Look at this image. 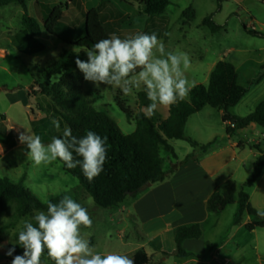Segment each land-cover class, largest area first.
<instances>
[{"label": "rangeland", "instance_id": "374dc122", "mask_svg": "<svg viewBox=\"0 0 264 264\" xmlns=\"http://www.w3.org/2000/svg\"><path fill=\"white\" fill-rule=\"evenodd\" d=\"M21 1H12L0 7V48L7 51L0 57V86L18 87L11 91H0V117L5 115L8 118V126H12L13 129L12 142L16 145L2 158L0 178L7 177L15 182H21L42 202H47L51 197L58 195H71L75 201L87 208L93 224L91 228H82L81 232L90 240L94 250L101 255L108 253L127 255L134 260V264H235V259L226 262L224 257L209 262L207 257L202 262L194 261V257L191 256L178 257L174 254L175 244L170 227L148 223L147 227L152 231L146 236L140 227L142 222L136 220L133 214H126L123 207L129 200L132 201L138 196L127 197L115 207L102 208L83 191L74 176L62 170L57 160L40 166L33 164L31 158L26 155L28 151L26 146L18 141V132L25 131V127L39 135L44 144H48L60 130L53 121L59 126L60 123L48 118L45 111L37 110L35 98L27 96V90L31 82L40 76L39 69L56 59L67 45L42 30L36 37L42 49L32 54L25 53L22 49L30 45V42L22 26V15L26 11L40 23L43 9L34 0ZM109 1L120 3L118 0H73L68 3V8L63 13V20L58 25V32L67 36L68 31L65 27L74 28L83 23L86 7H93L98 2L107 6ZM38 2L54 6L65 3L66 0H38ZM120 5L129 9L130 14L129 19L126 16L117 18V20L122 19L120 28L115 33L117 36L125 38L136 33H156L164 42L167 51L187 53L191 66L186 70L185 75L195 84H207L208 74L217 61L223 60L232 64L236 69L240 85L246 86L252 80L255 81L247 97L249 101L247 107L241 104L239 107L244 108L240 111H247L264 99V73L261 70L264 63V0H224L220 7L217 0H169V5L162 15L151 17L141 12L140 16L133 15V10L141 9L135 0H121ZM188 7L194 10L192 20L182 16V12ZM208 15H212L213 21L220 25L221 28L217 32H211L202 24L203 18ZM253 31L259 35L253 34ZM11 40H14L13 44ZM80 74L83 77L81 72ZM259 76L261 78L257 80ZM82 90L88 94L92 105L97 110L106 112L123 134H129L134 130V119L126 117L114 97L119 94V99L123 101L125 107L136 113L144 108L138 100V93L143 89H134L131 94L124 95L114 85L101 84L97 87L83 78ZM167 111L168 108L158 107L155 114L163 117ZM257 128L261 130L260 126ZM184 132L199 144H205L210 136L225 133V127L218 110L206 106L188 118ZM260 141L263 145L264 139L260 138ZM169 143L178 158L183 157L185 150L190 152L193 150L182 140H169ZM159 153L164 158V165L168 160L166 156L170 160L173 159L162 147ZM195 156L198 159L202 153L197 150ZM247 189L246 187L245 190ZM38 211L41 210L31 211L28 215L19 218L13 215V207H10L9 212L1 217L0 243L5 247L0 249V264H11L12 257L4 253L15 243L13 234L22 227V221L30 220ZM226 219L228 218L225 216L219 233L213 234L206 226L201 241L206 244L210 239L216 242L217 238L226 234L225 237L229 236L231 232L224 230L228 223ZM244 237L245 235L242 234L238 236L241 242ZM222 241H219V244ZM245 242L247 244L241 245V251L252 250V236ZM143 244L145 247H142ZM158 246L162 247L160 252L157 251ZM20 254L22 252L17 249L13 253V255ZM240 263L257 264L253 252L245 261L241 258ZM41 264H47L46 260L41 258Z\"/></svg>", "mask_w": 264, "mask_h": 264}, {"label": "trees", "instance_id": "16d2710c", "mask_svg": "<svg viewBox=\"0 0 264 264\" xmlns=\"http://www.w3.org/2000/svg\"><path fill=\"white\" fill-rule=\"evenodd\" d=\"M12 1L21 0H0V7ZM72 1L66 0L65 3L50 6L34 0L43 9L40 23L29 16L26 11L22 15V26L24 32L29 36L28 41L30 42V45L24 46L25 48L22 49L25 53L32 54L42 49V45L36 39L42 30L67 45V48L56 59L39 69L40 76L29 85L27 96L35 98L37 110L45 111L48 118L60 123V130L56 137H62L64 128L69 127L73 135L77 137H81L91 130L101 137L107 138L108 155L103 166L104 170L91 182L85 178L79 167L68 169L63 162L57 159L62 170L78 180L83 191L92 198L97 206L115 207L124 202L127 197H132L156 183L165 181L169 173L179 164L190 159L196 160L195 151L198 150L201 153L208 151L215 144L216 139L199 144L186 136L184 132L188 118L206 106L222 111L221 121L225 124L227 135H232L250 124L264 126V99L244 117H238L229 112V109L244 97L248 88L255 81L252 80L246 86L240 85L235 67L226 61L219 60L210 70L207 84H196L188 99L168 108L165 118L156 114L150 119L145 118L142 110L132 113L119 99V94H116L114 99L119 109L128 119H134L135 122L134 130L129 134H123L106 112L97 110L92 105L88 94L83 92V77L74 63L77 54L80 59H86L83 52L86 48L115 34L120 28L122 19L109 20L101 12V7H86L83 13V23L80 24V27L66 26L65 29L68 33L66 32L67 36H65L59 33L57 28L63 20L64 10ZM135 1L140 5V12L148 17L162 15L169 5V0ZM223 1L217 0L218 7ZM182 16L187 20H192L194 10L188 7L182 12ZM202 24L207 26L211 32H217L221 28L213 21L212 15L204 17ZM243 28L246 29L245 25ZM70 32H74V34ZM252 33L259 35L254 31ZM11 43L13 44L14 40H11ZM261 70L264 73V63ZM260 78L261 76L257 80ZM138 100L143 107L150 103L144 91L138 93ZM30 111L33 114V110ZM169 140L185 141L193 150L181 161L173 163L168 171H164L162 168L163 159L159 151L162 147L174 154ZM248 146L251 149H256L259 155L256 157L253 170L246 181L240 185L238 191L237 183L228 180L223 191L216 190L209 196L206 208L210 212H220L235 201L237 194L238 210L234 215L233 223L234 225L240 224L244 213L254 216V221L244 224V228L251 231L264 229V207L259 212L252 208L248 203V195L244 188L253 184L264 169V149H261L259 144H248ZM62 196L51 197L49 200L57 202ZM47 202H42L21 182H15L7 177L0 178V219L9 212L10 207H13V215L19 218L28 215L31 211H46ZM21 228L12 236L15 242ZM201 234L202 229L198 223L177 226L173 232L174 254L178 257H188L190 254L183 249V242L198 239ZM16 249L20 252L23 251L18 244ZM41 258L45 259L47 264H54L47 257L46 252Z\"/></svg>", "mask_w": 264, "mask_h": 264}, {"label": "clouds", "instance_id": "9594fccd", "mask_svg": "<svg viewBox=\"0 0 264 264\" xmlns=\"http://www.w3.org/2000/svg\"><path fill=\"white\" fill-rule=\"evenodd\" d=\"M83 52L86 59L77 54L74 63L84 80L97 87L114 85L124 95L143 89L150 101L142 109L145 118H152L158 107L170 108L186 100L196 87L185 75L191 66L187 53L167 51L154 32L125 38L112 34ZM53 123L59 128L56 121ZM24 129L18 132V141L26 146V155L35 166L59 159L68 169L79 167L89 182L104 170L108 155L106 137L91 130L77 137L71 128L65 127L62 137L54 136L50 143L44 144L39 135ZM8 130H13L12 126ZM3 152L0 144V163ZM92 224L87 208L71 195H63L57 202L49 200L46 211H38L30 220L22 221L16 242L4 255L12 257L11 264H41L45 252L54 264H134L127 255L96 252L81 232ZM17 244L23 249L22 254L13 255ZM4 247L0 243V249Z\"/></svg>", "mask_w": 264, "mask_h": 264}, {"label": "crops", "instance_id": "0c3cea01", "mask_svg": "<svg viewBox=\"0 0 264 264\" xmlns=\"http://www.w3.org/2000/svg\"><path fill=\"white\" fill-rule=\"evenodd\" d=\"M121 3V0H118ZM120 3H113L109 1V5L104 6L102 3H96L93 7H101V12L107 15L109 20L117 19L120 16L128 18L129 9H125ZM132 7V5H130ZM43 13H41L42 17ZM133 15L140 16V9L133 10ZM129 19V18H128ZM77 27H80L78 25ZM129 31V30H128ZM74 33V32H71ZM0 57L5 55L7 51L0 48ZM236 70V69H235ZM252 85L248 88L244 97L233 107L229 109L232 115L244 117L248 115L253 108H248L247 111H240L247 107L248 95L251 91ZM18 89V87L8 88L6 85L0 86L1 90L11 91ZM241 104L244 107H239ZM221 118L222 111H218ZM166 114L161 117L165 118ZM8 118L5 115L0 117V144L4 147L2 158L16 145L12 142V133L8 130ZM222 122V121H221ZM223 126L225 124L222 122ZM256 124H250L244 129L236 131L232 135L226 133H219L207 142L216 139L215 144L206 152L202 153L198 159H190L179 164L168 178L163 181L150 186L148 189L136 194L137 198L126 203V214H133L139 222L144 235H149L152 231L148 229V223H157L161 226L170 227L172 232L177 226L183 224L198 223L201 226L202 234L198 239L185 240L182 244L183 249L190 254L188 257H194L196 262H202L205 257L208 261L217 260L218 257H224L226 262L234 260L235 264H241L251 255H255L257 264H264V229H254L247 231L244 224L255 220L254 216L247 213L242 215V222L234 225V215L238 210L237 194L235 201L227 205L222 211L214 213L206 208V201L209 196L216 190L223 191L225 183L228 180H233L238 185L244 183L253 170L254 162L259 152L256 149H251L248 144H259L262 149L260 138L264 139V126H260L261 130L257 128ZM189 137V136H188ZM257 137V139H256ZM5 141V143H3ZM8 141V142H6ZM196 141V140H195ZM197 142V141H196ZM12 143V145H9ZM199 143V142H198ZM170 160L166 156L167 162L164 165V158L162 168L168 171L171 165L175 162L181 161L190 150H185L183 157L178 158L176 153L169 152ZM248 188L247 191L245 188ZM244 188L248 195V203L256 211H261L264 207V169L262 170L258 179L251 185ZM127 199V198H126ZM125 201V200H124ZM228 218V223L224 230L230 231V235L217 238L216 242L210 239L206 244L201 240L204 236L206 226L214 234L221 230V223ZM227 222V221H226ZM158 227V226H157ZM156 228V227H155ZM154 230V228H153ZM245 233H241V232ZM245 235L243 242L238 238L239 235ZM252 236L253 249L241 251V245L247 244L246 239ZM222 241L219 244V241ZM142 247H145L143 244ZM158 252L162 250L161 246L157 248ZM242 252L241 254H239Z\"/></svg>", "mask_w": 264, "mask_h": 264}, {"label": "built area", "instance_id": "2783aa9c", "mask_svg": "<svg viewBox=\"0 0 264 264\" xmlns=\"http://www.w3.org/2000/svg\"><path fill=\"white\" fill-rule=\"evenodd\" d=\"M251 28H252V30H254V27L253 26H251Z\"/></svg>", "mask_w": 264, "mask_h": 264}]
</instances>
